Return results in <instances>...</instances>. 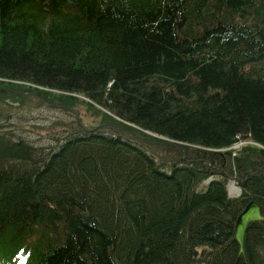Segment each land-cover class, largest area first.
Returning <instances> with one entry per match:
<instances>
[{
    "label": "trees",
    "instance_id": "obj_1",
    "mask_svg": "<svg viewBox=\"0 0 264 264\" xmlns=\"http://www.w3.org/2000/svg\"><path fill=\"white\" fill-rule=\"evenodd\" d=\"M0 80L128 134L55 120L71 133L47 153L3 131L0 264H243L234 222L251 200L264 215V0H0ZM245 250L264 264V221Z\"/></svg>",
    "mask_w": 264,
    "mask_h": 264
},
{
    "label": "rangeland",
    "instance_id": "obj_2",
    "mask_svg": "<svg viewBox=\"0 0 264 264\" xmlns=\"http://www.w3.org/2000/svg\"><path fill=\"white\" fill-rule=\"evenodd\" d=\"M15 103V102H11ZM8 107V108H6ZM2 108L0 111V136L3 134V131H13L14 135H19L26 139L29 143H32L35 146H43L52 143L51 135L56 133V128H53L51 131H43L42 134H37L34 130L33 124L52 126V122L55 119H66V121H73L74 116L70 115L60 108H45L38 107L34 109L27 110H17L18 105H10ZM80 121L85 124H95L96 117L91 116L90 114L83 111L80 107ZM95 118V119H94ZM96 121V122H97ZM18 127V128H17ZM27 127V128H26ZM204 185L202 184L199 189H202ZM229 194L234 196L231 193L229 188Z\"/></svg>",
    "mask_w": 264,
    "mask_h": 264
},
{
    "label": "water",
    "instance_id": "obj_3",
    "mask_svg": "<svg viewBox=\"0 0 264 264\" xmlns=\"http://www.w3.org/2000/svg\"><path fill=\"white\" fill-rule=\"evenodd\" d=\"M260 221H264V216L261 213V206L254 200L247 203L235 220L233 240L237 245V258L241 257L243 264H249L245 250V235L247 228L250 224Z\"/></svg>",
    "mask_w": 264,
    "mask_h": 264
},
{
    "label": "bare ground",
    "instance_id": "obj_4",
    "mask_svg": "<svg viewBox=\"0 0 264 264\" xmlns=\"http://www.w3.org/2000/svg\"><path fill=\"white\" fill-rule=\"evenodd\" d=\"M229 188H230L231 193H233L234 195H237L238 194L239 190H238V188H237L236 185H234V184L231 183L229 185Z\"/></svg>",
    "mask_w": 264,
    "mask_h": 264
}]
</instances>
